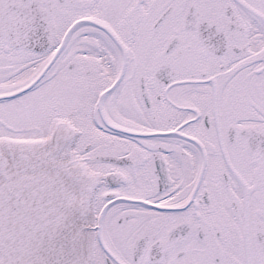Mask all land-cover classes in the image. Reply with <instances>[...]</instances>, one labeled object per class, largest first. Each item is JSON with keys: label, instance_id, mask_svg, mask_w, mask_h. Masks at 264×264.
Masks as SVG:
<instances>
[{"label": "snow or ice", "instance_id": "snow-or-ice-1", "mask_svg": "<svg viewBox=\"0 0 264 264\" xmlns=\"http://www.w3.org/2000/svg\"><path fill=\"white\" fill-rule=\"evenodd\" d=\"M0 264H264V0H0Z\"/></svg>", "mask_w": 264, "mask_h": 264}]
</instances>
